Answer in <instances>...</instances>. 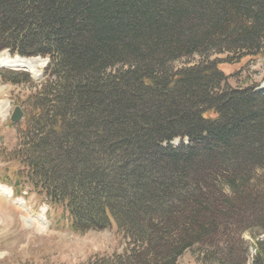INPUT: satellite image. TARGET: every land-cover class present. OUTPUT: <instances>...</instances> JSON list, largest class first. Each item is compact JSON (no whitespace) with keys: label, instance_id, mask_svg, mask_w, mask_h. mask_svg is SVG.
I'll return each instance as SVG.
<instances>
[{"label":"trees","instance_id":"obj_1","mask_svg":"<svg viewBox=\"0 0 264 264\" xmlns=\"http://www.w3.org/2000/svg\"><path fill=\"white\" fill-rule=\"evenodd\" d=\"M263 48L264 0H0V51L48 58L14 152L25 182L74 231L114 222L126 240L79 264L195 246L206 264L264 230V89L218 67Z\"/></svg>","mask_w":264,"mask_h":264},{"label":"rangeland","instance_id":"obj_2","mask_svg":"<svg viewBox=\"0 0 264 264\" xmlns=\"http://www.w3.org/2000/svg\"><path fill=\"white\" fill-rule=\"evenodd\" d=\"M15 57L35 60L36 63H32L35 66L31 71L22 66H0L4 71V76H0V264H79L95 256L121 252L126 240L117 231L114 222L101 230L74 231L63 207L52 204L43 193L25 182V171L14 152L28 112L25 100L31 92L40 88L48 59L21 57L7 49L0 51V58ZM218 57L221 59L224 55ZM196 59L197 56H194L189 60ZM182 61L184 59L174 65L178 66ZM218 67L228 75L227 83L231 86L264 89V48L255 56H246L233 63L220 62ZM13 71L28 73L29 79L17 84L5 80L11 77ZM16 106L23 114L19 120L12 121L10 117ZM206 116L215 117V114L209 112ZM178 141L175 139L173 142L177 144ZM16 172L21 173L20 178H15ZM3 188L10 192V196L1 191ZM233 241L231 254L224 248L206 264H218L217 257L224 264H258L256 259L262 253L256 247L258 242H263L264 246V230L252 228L235 236ZM198 249L195 246L185 250L177 258V264H205ZM258 260L264 264L263 255Z\"/></svg>","mask_w":264,"mask_h":264},{"label":"bare ground","instance_id":"obj_3","mask_svg":"<svg viewBox=\"0 0 264 264\" xmlns=\"http://www.w3.org/2000/svg\"><path fill=\"white\" fill-rule=\"evenodd\" d=\"M32 63H36L35 60H24L22 58L19 57H15L14 59L11 58H0V66H12V67H16V66H22L23 68H28L29 71H31V69L33 68V66H35V64L33 65ZM1 191L3 193H5L7 196H10V192L1 189Z\"/></svg>","mask_w":264,"mask_h":264},{"label":"water","instance_id":"obj_4","mask_svg":"<svg viewBox=\"0 0 264 264\" xmlns=\"http://www.w3.org/2000/svg\"><path fill=\"white\" fill-rule=\"evenodd\" d=\"M22 111L20 110V108L18 106H16L11 114L10 119L12 121H17L20 119V117L22 116Z\"/></svg>","mask_w":264,"mask_h":264}]
</instances>
